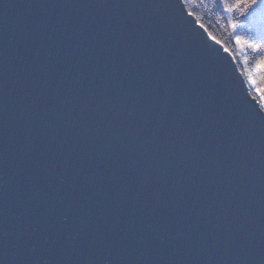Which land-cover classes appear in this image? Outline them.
<instances>
[{
    "label": "water",
    "instance_id": "95a60500",
    "mask_svg": "<svg viewBox=\"0 0 264 264\" xmlns=\"http://www.w3.org/2000/svg\"><path fill=\"white\" fill-rule=\"evenodd\" d=\"M211 39L182 0H0V264H264V111Z\"/></svg>",
    "mask_w": 264,
    "mask_h": 264
},
{
    "label": "trees",
    "instance_id": "16d2710c",
    "mask_svg": "<svg viewBox=\"0 0 264 264\" xmlns=\"http://www.w3.org/2000/svg\"><path fill=\"white\" fill-rule=\"evenodd\" d=\"M186 9L194 16V18L203 26L206 31L214 36L215 39L220 42L224 48H228L231 51L230 54L236 62L237 68L242 73L249 91L253 97H255L261 105L264 101V96L260 95L255 89H264V71H259L255 68L254 56L255 53L245 49L243 52L236 49L232 43L233 30L227 27V19L232 16H226L220 8L212 3V0H182ZM236 22L241 25L238 33L240 35H246L252 25L243 20L239 13L234 14ZM255 19L264 24V14H258ZM247 59L248 63H241L242 60ZM255 80V84L249 79Z\"/></svg>",
    "mask_w": 264,
    "mask_h": 264
},
{
    "label": "snow or ice",
    "instance_id": "6c2138e0",
    "mask_svg": "<svg viewBox=\"0 0 264 264\" xmlns=\"http://www.w3.org/2000/svg\"><path fill=\"white\" fill-rule=\"evenodd\" d=\"M212 3L220 8L226 16H232V18L227 19V27L233 30L231 39L236 49L241 52L247 49L255 53L253 58L255 68L264 71V24L255 19L258 14H264V0H212ZM236 13H239L243 20L252 25L246 35L236 34L241 28V25L235 20L234 14ZM211 38L215 39L214 36ZM224 50L226 52L231 51L228 48ZM248 62L247 59L241 61V63ZM249 79L255 84V80L251 78L250 74ZM255 90L264 96V89ZM260 110L264 111V101L260 105Z\"/></svg>",
    "mask_w": 264,
    "mask_h": 264
},
{
    "label": "bare ground",
    "instance_id": "6f19581e",
    "mask_svg": "<svg viewBox=\"0 0 264 264\" xmlns=\"http://www.w3.org/2000/svg\"><path fill=\"white\" fill-rule=\"evenodd\" d=\"M212 40V39H211ZM213 40H216V39H213ZM214 44H216V43H214ZM248 86V85H247ZM249 89V88H248ZM250 92V91H249ZM251 94V93H250Z\"/></svg>",
    "mask_w": 264,
    "mask_h": 264
}]
</instances>
